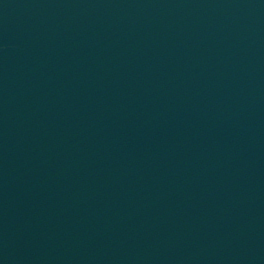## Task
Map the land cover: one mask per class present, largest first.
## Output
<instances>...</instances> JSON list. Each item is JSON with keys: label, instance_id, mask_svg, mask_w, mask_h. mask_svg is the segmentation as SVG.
<instances>
[{"label": "water", "instance_id": "water-1", "mask_svg": "<svg viewBox=\"0 0 264 264\" xmlns=\"http://www.w3.org/2000/svg\"><path fill=\"white\" fill-rule=\"evenodd\" d=\"M0 264H264V0H0Z\"/></svg>", "mask_w": 264, "mask_h": 264}]
</instances>
